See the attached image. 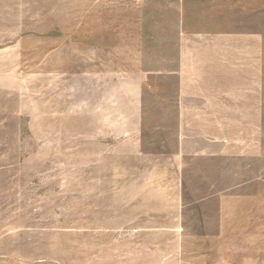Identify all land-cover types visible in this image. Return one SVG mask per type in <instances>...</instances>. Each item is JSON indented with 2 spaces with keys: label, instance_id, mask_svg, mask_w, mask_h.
<instances>
[{
  "label": "rangeland",
  "instance_id": "374dc122",
  "mask_svg": "<svg viewBox=\"0 0 264 264\" xmlns=\"http://www.w3.org/2000/svg\"><path fill=\"white\" fill-rule=\"evenodd\" d=\"M175 14L0 0V264H264V114L196 156L157 112Z\"/></svg>",
  "mask_w": 264,
  "mask_h": 264
},
{
  "label": "crops",
  "instance_id": "0c3cea01",
  "mask_svg": "<svg viewBox=\"0 0 264 264\" xmlns=\"http://www.w3.org/2000/svg\"><path fill=\"white\" fill-rule=\"evenodd\" d=\"M171 2L176 20L164 44V70L153 74L171 83L174 100L157 112L177 115L180 131H196V156H217L215 150L239 145L261 127L264 0ZM235 130L248 131V137L237 138Z\"/></svg>",
  "mask_w": 264,
  "mask_h": 264
}]
</instances>
